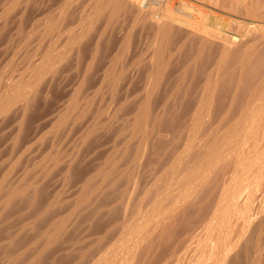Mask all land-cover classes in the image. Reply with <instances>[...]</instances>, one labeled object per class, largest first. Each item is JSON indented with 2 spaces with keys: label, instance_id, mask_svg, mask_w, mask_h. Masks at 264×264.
Returning a JSON list of instances; mask_svg holds the SVG:
<instances>
[{
  "label": "bare ground",
  "instance_id": "6f19581e",
  "mask_svg": "<svg viewBox=\"0 0 264 264\" xmlns=\"http://www.w3.org/2000/svg\"><path fill=\"white\" fill-rule=\"evenodd\" d=\"M36 1L0 0V37L5 32L6 39L11 33L10 36L14 35L15 40H19L16 42L18 43L16 47L19 49L16 50V53L14 52L15 54L24 50H27L28 53V50L36 51L31 56L32 58H29L26 64L24 63L27 67H23L25 72L27 71L25 75L21 74L20 80L9 82V85L4 84V87L7 86V91L1 88L4 93L6 92L4 95L0 94L1 110L7 106L6 104H11L9 103L11 100L17 98L22 101L25 99V103L22 104L25 107L28 106L35 90L30 88L32 84L39 82L46 72H52L58 62L65 64L64 59L69 56V60L70 56L75 53L80 55L84 51L82 48L86 49L88 46V51L85 52L89 60L86 61L85 59L86 67L82 77L84 79L88 76V71L96 64L97 55L105 46L104 42L109 39L114 43L111 42L109 57L104 60L106 62L102 68L100 86L118 84L119 81L125 80L129 70L130 73L136 72V70L144 72L142 78H144L145 83V100L142 105L141 101L140 108H137L134 123L127 124L129 136L132 138L141 137L140 143L143 147L141 146L137 151L142 152V148L147 145L146 143L151 138L152 131L157 129L153 130L155 126L160 130L161 127H165L162 125L166 121L175 119L178 115H184V118H189L191 121L187 124L188 119L187 121L184 119L185 125L187 124L184 129L187 132L185 131L184 136L185 134L188 136L186 141L182 136L183 141H185L184 147L182 144V146L180 145L181 148L179 147V150H184L186 153L184 155L188 156L183 159V152L180 153L182 156L179 155L180 158L176 159L178 154L173 153L177 157L174 155L173 160L169 159L172 162L167 161L171 165L162 164V167L163 165L169 166L170 170L167 171L168 167L162 168L164 173L158 174L159 177L156 175L158 177L156 178L157 183L152 181L156 187L152 191L150 187L153 185L150 184L148 190L152 192H148L151 195L148 197L143 195L146 198L144 197L145 199L142 200L137 214L132 216L133 213L128 216L126 211V214L122 215L121 221L115 222L113 226L111 224L112 227H109L111 230L106 228L108 232L105 231L106 234L103 232L104 234L95 239L96 248H93L91 253L88 254L87 252V248H91L88 245L85 247L86 249H83V252L80 253L81 256L77 257L80 259L75 264H150L152 257L156 253L160 255L161 250L164 249V254L161 253V257L159 256L158 264H184L187 259V251L194 244L195 238L201 234L216 237L220 240V245L215 251L216 256L212 263H205L202 260L204 263L200 261V264H225L227 260L224 262L223 257L230 255V250L235 246L238 247V242L234 240L233 234L238 235L244 232H249L253 236L254 241L250 244L252 245L250 248L252 247L251 249L256 254L260 251L256 258V262L257 260L259 262L262 252L261 246L264 244V0H52L53 8L51 10L44 11L47 9L44 6L46 7L44 10L42 7V11L39 10V13L29 15L31 12L29 8ZM43 1L46 0H41V2ZM38 6L36 8L40 9ZM33 8L32 11L35 9ZM6 32L8 33L6 34ZM134 35L139 37V41L135 50H131V38ZM89 37L93 38L89 43L88 41L87 44L84 43V40L86 41ZM19 50L20 52L17 53ZM31 52L33 53V51ZM75 59L79 60L78 57ZM76 63H74L75 66H77ZM74 64L72 65L74 66ZM228 66H236L235 74L226 78ZM55 72L53 71L54 74ZM236 78L238 81L234 86L230 102L227 99H222L224 96H220L219 104L213 102L215 95L225 94L226 91L232 90L231 87ZM162 86H165V89L162 93L161 106L153 113L152 89ZM141 93L143 94V92ZM75 96L73 101L70 100V103H73L69 105L68 111L66 110L63 118H60L63 119L62 122L68 119L69 111L72 112L78 107V96H76L77 99ZM238 99L241 102L238 103ZM213 103L216 109L213 108L209 115H206V111L210 110ZM182 110L187 115L183 114ZM207 117L212 118V124L208 122L207 125L209 126L205 125L206 129L203 130L204 128H201L206 123L202 120ZM178 118L181 119V117ZM150 123L153 125L152 130ZM169 123L171 124L170 121ZM97 124L95 123V126ZM182 124L184 125V123ZM171 125L169 126L171 127ZM180 128H182L180 130L182 134L180 132L179 134L183 135V127L180 126ZM206 133L210 135L203 137ZM168 144L170 143L168 142ZM128 145L124 147L127 148ZM138 145L140 146V144ZM165 145L167 146V144ZM124 147L121 149H125ZM177 150L178 148L175 152L179 151ZM113 153L112 156L109 155L111 158ZM138 156L136 157L138 158ZM189 156L190 160H187L186 158ZM136 157L133 159L134 161H136ZM111 158L110 161L108 160L110 166L101 171L100 175L105 177L104 179L113 178V184L112 182L108 183L116 184L115 189H117L120 181H124L125 183H122L123 190L118 189L121 190L118 195L120 193L121 197H127L128 186L135 183V181H130L135 179V177L131 179L134 173L131 174L132 167L131 169L129 167L130 170L123 167L124 170L122 168L120 170L117 166V160L114 159L116 162H113ZM174 159L176 160L174 161ZM159 171L162 172V170ZM155 173L151 175H155ZM137 174L135 173V175ZM24 177L26 178V174ZM4 178H6L5 183L8 182L6 176L0 179L1 182H4ZM25 178L22 179L25 180ZM25 181L27 186L28 180ZM93 182V179H89L84 183L80 199L76 200L80 206L85 207L84 205H87L88 208L92 196L96 195L97 202L100 197L97 195L102 197L100 194L102 192L99 193L101 189L96 187ZM8 183H6L7 186L14 184V182L11 185ZM24 183L22 180L19 182L23 185ZM127 183L130 184L127 186L125 185ZM109 184L108 187L112 186ZM1 185V206L11 205V202L15 201L16 198H24L31 206H35L37 203L35 190L31 191L28 187V189L25 188V185L18 186L16 184L11 188L4 185L6 187L4 189L3 184ZM133 185L135 188H139V186L136 187L137 183ZM31 186L33 185L31 184ZM135 188L131 190L133 193L130 191L131 194H134ZM36 190L38 191L37 188ZM145 190L147 189L145 188ZM145 190L144 192H146ZM112 192L114 191L112 190ZM130 192H128L129 196L131 195ZM106 199L105 195L100 200L101 202L97 203V206L101 203L104 206L107 202ZM93 200L95 199L93 198ZM89 202L90 204H88ZM92 202L94 204L95 201ZM78 203L75 204L78 205ZM96 208L98 209L99 206ZM91 211L93 212V210ZM65 221L68 222V220ZM67 222L65 223L68 224ZM52 225H54L53 231H47V227L46 232L42 233L43 237L46 236L51 241L58 235L59 231L61 232L60 229L65 230L67 226L63 228V222L59 221L54 222V224L52 222ZM178 230L181 232L179 231L180 234L177 235ZM244 245L246 244L244 243ZM156 257L158 256L153 258L156 259ZM35 260L31 258L25 264H36L37 260ZM258 262L257 264H259Z\"/></svg>",
  "mask_w": 264,
  "mask_h": 264
},
{
  "label": "rangeland",
  "instance_id": "374dc122",
  "mask_svg": "<svg viewBox=\"0 0 264 264\" xmlns=\"http://www.w3.org/2000/svg\"><path fill=\"white\" fill-rule=\"evenodd\" d=\"M49 1L46 0V1L41 2V0H39V2L41 3L40 4L37 0L35 2L36 5L34 4L35 7L34 5H32L37 10H35L31 6L29 8L31 12H29L30 10L28 11L29 15H31V13L33 14L39 13L40 11H42V7H43V10L44 8L47 7V9H45L44 11L51 10L53 8V2L52 0L51 2ZM42 3L45 5H43ZM48 5L49 7L51 6L52 7L49 8ZM36 6H38L40 9L36 8ZM32 8L34 9L35 12L32 11ZM7 33L8 32H6V34ZM9 34H8V39H10L9 41H7L8 39H6L7 35L4 36L5 32L4 34L1 35L2 37H0V47H1L0 48V89L4 88L3 90L6 89L7 86L4 87L6 84L9 85L10 84L9 82L12 83V82H15L16 80L17 81L20 80L19 77L22 76L21 74L25 75V73L27 72V71L25 72L24 70V68H27L25 67V64L27 63V60H29V58L31 59L32 58L31 56H33L34 53H36L35 50H28L29 53L27 52V50L26 51L24 50L25 52L21 51L22 53L19 50L17 51V53L19 52L20 53L15 54L16 50L19 49L16 47V45L18 44L16 42H18L19 40L18 41L15 40L16 38L13 37L14 35L10 36ZM134 37L131 38V43H132L130 46L131 50H135V47L138 45L137 43L139 41L138 40L139 37L137 35L136 36L134 35ZM91 38L89 37L87 38L86 41L84 40V43L86 42L87 44V41L89 43ZM111 42L113 41L109 39L107 40V42H104L105 46L102 47L99 54L97 55L96 64L92 66L91 70L88 71V76H86L84 79L82 77L84 76V73H85L84 71L86 67L85 62L88 59V57L86 56V52L88 51L87 49L89 48L88 46H87L88 48L86 47V49L84 47L82 48L84 49V51L83 52L81 51L82 53H80V55L79 53H77V55L79 56H77L75 53L74 54L75 56L74 55L70 56L69 60H68L69 56L67 57V59H64L63 61L65 64H60L63 62H60V63L58 62V64L56 63L57 65H60V66L56 65L57 68L55 67V69L52 70V72L51 71L46 72V74L43 75L44 78L41 77L39 82L32 84V87L30 88H32V90L33 89L35 90L33 91L34 94L30 98L31 99V102L29 101L30 104L28 103V106H26L27 108L25 107V105H23L25 103L24 102L25 99H23L22 101L21 99H18V98L13 101L11 100L9 102L11 104H6L7 106L4 105L6 107H3L2 110H1L2 106H0V179H3V177L6 176L9 182L8 183L6 181V183L10 185L13 182L14 184L18 185L21 180L25 182L24 183L25 185L26 184L25 180H28L27 184L29 183L28 184L29 186L25 185V188L28 187L31 191L32 190L36 191L35 200L37 202L35 203V206H31V204H28L29 202H27V200L25 201L24 198H21V199L16 198L15 201L13 200L14 202L13 201L11 202L12 204L10 203L11 205L9 204L4 205V203H3L4 207L0 205L1 206L0 208V264H25V263H28L31 258L37 260V261L35 260L36 264H75L77 263L78 259H80L77 257L81 256L80 253L83 252V249H86L85 247L88 245V247H91L92 249L87 248L88 250L87 252L88 254L91 253L96 248L95 239L101 236V234H104V233L106 234V232H108L106 231V228L108 230L109 229L111 230V228L109 227H112L113 224L115 225V222L117 223L121 221L122 219L121 217L124 216L123 214H126V211H127L128 216H130L133 213L134 214L132 216H134L135 213L137 214L139 208L141 207L142 200L148 197V195L150 196L151 195L150 193L156 187L155 184L154 185L152 184V181H154L153 183L155 182L157 183L158 180L156 178L159 177L158 174L160 175L164 173L163 170L165 169V167L169 168V166L171 165L169 163L172 162L173 156L176 153L178 154V155L176 154L178 157L176 155L174 156V157H177L176 159L180 158L179 155L182 156L180 153H183V152H184L182 156L183 159L186 156H188V155H184L186 154L184 150L182 149L179 150V147L181 144L184 147V143L188 136L186 134H185L186 137L184 136V133L187 132L184 129L187 126V124L191 122L189 121L190 120L189 118H187L188 119L187 121V119L184 118L185 117L184 115L183 116L178 115V117H181V119L178 118L177 116H176L177 118L175 119H172V120L169 119L172 125L169 123V121H166V123H164L165 125L164 124L162 125L165 127H161L160 130L158 129L157 126H155L153 130L157 128L158 130L157 129L156 130L160 132L158 133L156 130L152 131L153 133L150 136L151 137L150 139L152 141L149 139L150 143L147 142L146 143L147 145H144L145 143L143 144L145 149L142 148V152L137 151V149H140V147L142 146L140 143L141 137L138 136V137L132 138L131 136H129L127 127L128 125H130V123L131 124L134 123V120H135L134 118H136L135 115H137L136 112L138 111L137 108H140V106L142 105V103H144V100H145V85H144L145 83L143 81L144 78H142L144 77L143 76L144 72L136 70V72H133L134 73L133 74L132 72L130 73L129 72L130 70H129L128 73L126 74V76L127 75L128 76L127 77L125 76V80L123 79L122 81H119L118 84H115V85H109L111 88L107 86L106 84H104L105 86L103 85L100 86L99 81L103 73L102 68H104V64L106 62L104 60L108 59L107 57H109L108 56L110 54L109 49H111L110 47L112 46ZM6 43H8L9 45L8 44L6 45ZM106 46L109 48H107ZM10 47H11V51H10ZM31 51H33V53ZM76 57H78L79 60L83 62L79 61L78 59H75ZM76 60L81 64H79ZM73 62L74 63L77 62L76 65L79 68L75 66ZM72 64H74V66ZM235 67L236 66H228L226 68V75H225L226 78L230 76H234ZM53 71L54 72L56 71L55 74L53 73ZM94 75H95V78H94ZM170 76H171V72H170ZM82 79L83 81L85 80V82H83ZM237 79L238 78L235 79L233 86L231 87L232 90L226 91L225 94L221 93L220 95H215L213 102H215L216 104H219L218 100L220 96H224L222 99H227L230 102V99L234 92V86L238 81ZM80 87H81V90L83 89L82 91L80 90ZM98 89L99 91L97 92ZM164 89H165V86L156 87L154 88V90L152 89V92H153L152 101H151L152 109H153L152 112L160 108L161 101H162V93ZM76 90H78L79 92H77ZM0 91H2V89ZM2 92L0 94L2 95L6 94V92L5 93L4 92L2 93ZM141 92H143V94ZM75 95L78 96V99ZM74 96H75V99L79 100L78 105H77L78 107L75 108L76 110L73 109L72 112L69 111V115H67L68 119L66 118L67 120L65 119L66 121L62 122L63 119L61 120L60 118H63V114L64 112H66V110L68 111V108L70 107L69 105L73 103V102L72 103L70 102L73 101ZM140 102H141V105H140ZM239 102L241 101L238 99V103ZM184 104L185 103H183V106H185ZM21 106L22 108H24L23 110L25 111L22 110ZM213 108H214V103L210 107V110L206 111L205 114L209 115V112ZM102 109H103V112H102ZM214 109H216V107ZM179 112H180V109H179ZM182 113L187 115V113L184 110H182ZM207 118L205 120L204 119L202 120V122L206 123V124H203L201 128V129L204 128L203 130L206 129L204 127L205 125L209 126L207 125L208 122L212 124L211 122L212 118L211 119L208 118L209 120ZM184 119L187 121L186 125H185ZM93 123H94V126H93ZM95 123H98L97 126H95ZM167 123H168V126H167ZM182 123H184V125ZM150 124L149 125L152 130L153 125L152 123ZM169 125H171V127ZM180 126H182L184 130L183 135H181L182 132L180 130H182V128H180ZM167 128H170V129H167ZM124 130H125V133H123ZM179 132L181 134H179ZM207 133L206 135H203V137L204 136L207 137V135H210ZM164 138H166L168 141ZM182 138L185 141H183ZM129 139H131L132 142L129 141ZM126 140H127V144H126ZM168 142L170 144H168ZM128 144L130 145V147ZM138 144H140V146ZM165 144H167V146ZM126 145H128L127 148L124 147ZM121 146H123L125 149H121L123 148ZM176 146L180 152L178 150H177L178 152H175V150L177 149ZM168 148L170 149L168 150ZM112 153H113V157L111 158L110 156H112ZM169 154H172V155H169ZM134 155L136 156L139 155L138 158L135 156L136 161L133 160L135 158V157L133 158ZM110 158L113 162H116L114 161V159L117 160V166L119 167L120 170L122 167L126 169H129V167L131 169L132 167L131 170L129 169L131 171V174L134 172L132 174L133 178L131 177V179H134V177L135 179L130 180V181H133V182L135 181V183H137L136 187L139 186V188H135V186L133 185L135 183L133 182H131L133 183L131 184L132 186L129 185L130 183L125 184L127 186L128 185L131 186L130 188L128 186L127 188L128 192H130L131 190H134L133 188H135L134 194L136 195L131 194V192L133 193V191L130 192V194L132 195L130 196L132 198L129 196L127 191H126L127 197L123 196L125 200L123 199V197H121L122 195L120 193L118 195V192H121V190H123L122 185L125 183L124 181H123L124 183L122 181H120L119 184L117 183L118 184L117 189H115L116 184L112 185L113 178L104 179L105 177L104 178L103 176L101 177L100 175L101 171H103L105 168H108V166H110L109 165ZM169 159H172V160L169 161ZM176 159H174V161ZM186 159L190 160V156ZM163 160L165 161L162 162ZM132 161H134L135 163ZM163 163L165 165L169 164V166L163 165L162 167ZM103 164L106 167H104ZM135 166L136 168L134 169ZM123 168L122 170H124ZM133 169L136 171H134ZM150 170L151 171L156 170V171H152L153 173L156 172L155 175H151L153 173ZM159 170H162V172H160ZM168 170H170V168L167 169V171ZM135 173L136 174L138 173L139 175L138 174L135 175ZM25 174H26L27 179L24 177ZM85 177L89 179H93L94 180L93 183L95 184V186L101 189L99 190V193L102 192L100 193L102 194V197L101 195H97V197L100 196L98 199V202L96 201L97 199L95 197L96 195L90 198L91 204L92 205L96 204V205L92 206L89 202L88 204L90 205H88L89 206L88 208H87V205H84L85 207H83V205L80 206V204L77 202L80 199L81 190L83 188L84 183L87 180H89V179L86 180ZM94 177L97 178L96 179L97 181L95 180ZM22 178H25V180ZM5 179L6 178H4L3 180L4 182H1L0 180L1 182L0 185L1 184H3V186L6 185ZM100 179H102L103 181ZM153 179H156V180H153ZM108 182L110 183L112 182V184H109ZM14 184H12V186ZM31 184L33 186H31ZM103 184L104 186L102 187ZM108 184L112 185V186H109L112 189L111 188L109 189ZM150 184L153 185L152 186L153 188L150 187ZM19 185H23V184H19ZM12 186L6 185L7 188L9 187L11 188ZM34 186H35V189H34ZM119 186L122 188H120ZM6 187L4 186V189ZM36 188L38 189V191L36 190ZM145 188L147 190H145ZM118 189H121V190L119 191ZM136 189H137V192H136ZM148 189L152 191H149ZM107 190L110 192H108ZM112 190L114 192H112ZM144 190L148 194L144 192ZM105 195L107 198L106 199L107 202L106 201L105 202L107 204L105 203L104 204L105 207H104L103 205H101L103 203H101L100 205H98L99 208L97 209L96 208L98 207L97 203L99 204V201L102 200L105 197ZM143 195H146V197L144 196L145 197L144 198ZM118 196H120L121 198L119 199ZM93 198L95 200H93ZM2 201H4V199H2ZM92 201H95L96 203L94 202L93 204ZM117 202H120V203L116 204ZM75 203H78V205ZM47 206L50 208H48ZM100 206H101V210H100ZM91 207L93 209H90ZM114 207L117 209H115ZM112 208H114L113 209L114 211L112 210ZM91 210H93V212ZM94 210L98 212H95ZM105 210L107 213L105 212ZM40 211L43 214L38 213ZM65 220H68V222ZM57 221L61 223L63 222V226H62L63 228L64 226L67 225L65 227V230L60 229L61 232L59 231L58 235L54 238L55 240L53 239V241L48 240L46 236L43 237L42 233H45L46 230L47 231L54 230L53 229L54 225H52V222L54 224V222L57 223ZM65 222H67L68 224H66ZM179 231L181 232V230H178L177 235L180 234ZM244 233H239L238 235L233 234L234 240H237L236 242H238V247L236 248L235 246L232 249L233 251L230 250L231 251L229 253L230 255L223 257L224 262L227 260L225 264H257L258 260L256 262V258L259 255L260 251L258 254H256L251 249L252 247L250 248V246H252L250 244L254 241V238L253 236L250 235L251 233L249 232L245 234ZM199 236L198 238L196 237L197 239L195 238L194 244H192L191 248L187 251V259L184 262V264H200L201 262L202 263L204 262L212 263V261L215 260V256H216L215 251L218 249L220 245V240L214 236L207 235V234L205 235L201 234V236L200 237ZM93 242L95 243V246ZM244 243L246 245H244ZM261 248H262V252H261L260 260L258 263L264 264V244L261 246ZM164 250H161L160 255L161 253L164 254L163 253ZM156 255L158 256L156 257L157 261L155 258H153ZM156 255L152 257L150 264L159 263L160 255H158L157 253ZM210 259L212 260L210 261ZM202 260H204V262Z\"/></svg>",
  "mask_w": 264,
  "mask_h": 264
}]
</instances>
